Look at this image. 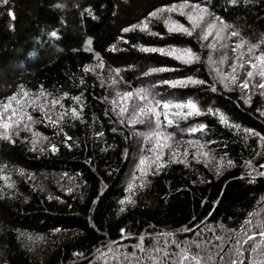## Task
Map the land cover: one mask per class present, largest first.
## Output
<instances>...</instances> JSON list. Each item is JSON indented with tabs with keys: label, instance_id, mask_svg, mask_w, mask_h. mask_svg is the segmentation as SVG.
<instances>
[{
	"label": "trees",
	"instance_id": "obj_1",
	"mask_svg": "<svg viewBox=\"0 0 264 264\" xmlns=\"http://www.w3.org/2000/svg\"><path fill=\"white\" fill-rule=\"evenodd\" d=\"M181 2L0 3V102L13 93L23 96L22 89L29 97L43 91L48 94L45 111L53 108L49 113L53 118L64 116L52 125L41 114V101H36L35 108L27 107L35 121L33 131L22 130L12 141L0 139V165L13 182L8 189L0 180V264H123V257L94 259L96 250L109 257V248L117 245L121 252L132 253L140 242L152 248L163 247L170 239L182 242L186 238L200 243L199 249L193 245L191 251L198 252L207 264H232L234 260L249 264V257L261 259L251 252L259 236L246 240L236 233L246 220L253 224L264 220V175H258L264 173V90L254 86L258 77L252 78L248 89L239 83L224 88L210 69L224 59L221 67L230 70L235 58L231 49L239 39L247 42L242 51L251 43L258 45L257 52L264 51V0H189L206 7L208 19L222 18L231 26L227 32H239V36L227 38L223 49L198 43L199 26L191 36L168 32L164 24L168 16L190 26L178 12L165 11L159 18L148 15L161 6ZM142 20L148 23L147 30L129 28ZM124 28L129 31H122ZM52 31L57 32L56 37L49 35ZM203 43L216 44L211 34ZM139 45L190 47L201 59L183 64L167 55L142 51ZM150 68L170 70L149 72ZM184 75L205 83L170 87L159 82ZM239 75L242 78L243 73ZM135 88H148L158 99L191 97L202 110L200 115L177 119L172 125L161 115L162 126L173 133L176 148L175 152L171 147L164 149L161 160L168 162L159 170L153 167L145 175L143 187L137 165L141 155H150L142 146L150 148L152 142L138 133L148 127L139 122L128 124L130 113L120 114L117 96ZM53 99H59L63 108L52 105ZM71 108L77 109L79 118H72ZM208 108L219 109L231 124L240 127L222 124ZM201 123L205 130L187 131ZM51 143L56 145L55 151L49 147ZM176 152L179 155L173 162L170 157ZM228 160L232 166H226ZM217 162H221L219 173ZM17 168L24 173H17ZM134 172L137 179L132 181ZM130 181L136 185L132 190L135 203L125 202L120 211L119 201L129 195L124 189ZM121 229L131 235H123ZM245 229L244 235H251L246 224ZM166 232L173 236H161L159 241L153 238ZM168 248L178 251L172 244ZM135 252L136 257L142 255L140 249Z\"/></svg>",
	"mask_w": 264,
	"mask_h": 264
},
{
	"label": "snow or ice",
	"instance_id": "obj_2",
	"mask_svg": "<svg viewBox=\"0 0 264 264\" xmlns=\"http://www.w3.org/2000/svg\"><path fill=\"white\" fill-rule=\"evenodd\" d=\"M4 0H0V3H3ZM229 2H233V0H229ZM63 7V5H59ZM185 9H188L187 11ZM178 12L180 15L184 16L186 20L189 22L190 26H185L178 20L172 19L171 16H168L164 19V24L168 32H179L188 36L193 35L196 28L199 26L202 31L200 36L198 37V43H201L202 46H206L209 48L216 47L218 45L219 48L223 49L226 47L225 41L228 37L239 36L238 31L226 32L225 30L230 28L222 18H217L219 23L215 21L212 23H208L207 19L210 15L207 11V8L202 6L200 3H189V0H182L179 4L172 5H164L160 8L150 12L149 17H157L159 18V14L163 12ZM11 16V11L9 12ZM206 25V27H205ZM129 28H140V30H147L148 23L142 20L139 24L131 25ZM129 28H124L122 31H129ZM154 35H159L158 33H153ZM212 35L213 41L216 44L209 43L204 45V41L208 38L209 35ZM49 35L52 37L57 36L56 31H52ZM246 41L244 39H239L235 46L232 47V52L235 54V58L232 60L231 65L229 66V71H224L223 65L225 63L224 59H221L215 67L210 69V74L215 73L216 78L219 80V83L224 87L228 88L229 84H237L243 88L248 89L249 84L252 83V78L258 77V84L254 85L255 87H259L261 90H264V51L257 52L258 45L255 43L247 44L246 49L244 51L247 52V56L244 55V51L242 49L246 45ZM140 49L145 52H157L163 55H167L169 57H173L174 59L180 61L183 64H192L194 61H198L201 59V56L192 50L190 47H177L175 45H167L165 47H148L144 45H139ZM247 65V69L244 66ZM103 67V64L100 65ZM87 69V66H85ZM164 70V68H150L149 72H159ZM116 73L120 72V69H115ZM243 73L242 78L240 75ZM160 83H166L170 87L172 86H180L183 87L189 84H202L205 81L198 79L192 75H184L179 76L176 79L159 81ZM115 84V81H112ZM213 90H215V84L212 85ZM23 92V96L19 97L16 93H13L11 96L7 98L6 101L0 102V139H5L12 141L13 136H19L22 130L33 131L32 124L35 122L32 115L27 111V107L31 105L33 108L37 106L36 101H41L39 104V109L44 118L50 122L52 125H57L64 119L63 115L57 116L53 118L51 113L53 108H48L45 111V108L48 104L47 93L41 91L35 97H29V93L21 90ZM264 95V91L261 92ZM64 96H67L68 93H64ZM117 96L120 98V114L122 115L125 112L130 113V117L128 118V124L132 125L135 123L146 124L148 127V131L144 133H138V135H143L145 141H151L152 146L150 148L144 149L142 146V150L147 151L150 155H141L139 164L137 168L139 169V179H140V187H143L145 180V175L155 167L156 170H159L164 166L168 161L161 160V157L164 155V149L171 147L175 152L176 145L173 141V133L168 132L164 129L161 123V115H163V120L167 125H172L175 123L177 119H187L189 116H195L201 114L200 106L189 97L187 100H179V99H158L148 88H135L130 91H123V93H117ZM24 97H29L28 99H24ZM44 97L45 99L41 100ZM74 101H79V97H72ZM14 102V103H13ZM52 105L60 104V107L63 108V104L60 103L59 99H53L51 101ZM245 103H249V98L245 97ZM113 107H116V104H113ZM161 108L163 112H161ZM186 109V111H185ZM174 110V111H173ZM72 118H79L80 113L76 108H71L70 110ZM208 112L216 115L222 124H229V126H233L239 128V125H233L229 121L228 117L221 112L219 109L208 108ZM264 115V113H262ZM171 117V118H170ZM154 122V127H153ZM205 130L204 124H199L197 126H192L187 129L189 133H195L197 131ZM60 131H63V128H60ZM246 133H250L253 135H258L252 129H245ZM34 135H38L34 133ZM95 135L99 136L102 133H95ZM67 139H71L67 137V133H65ZM44 139H47L44 137ZM264 139V138H262ZM199 148H203V144H199ZM49 147L55 151L56 145L54 143L49 144ZM43 150V148H41ZM185 153H187V149H185ZM205 157L209 156L208 152L202 153ZM176 155H179L178 152L175 155L170 157V160L175 161ZM214 159V157H213ZM220 163L217 162L216 172L220 171ZM249 162H246V164ZM226 166H232V161L228 160ZM4 165H0V180L5 182V185L8 189L13 188V182L10 179V174L5 175ZM251 170V169H250ZM15 171L19 174L24 173V169L17 168ZM258 175H264V173H258ZM137 179V175L134 172L132 176V181ZM130 181L127 187L124 189L126 195L121 198L119 203L121 204L120 211H124V203H135V200L132 199V196L135 194L132 190L136 187V185ZM69 191L71 189H68ZM249 215H253L250 213ZM245 224L247 225V231L251 232V235L245 236L244 233L246 231ZM223 228V225H220ZM260 229L257 233L256 229ZM123 235H131L130 233H125L124 229L120 230ZM236 235L244 236V239L251 240L254 236H259V241L253 244L251 248V252L255 254V256L260 257L259 261L249 257V264H264V220L257 219L255 224L245 221L240 225V231L236 233ZM143 236V234H141ZM161 236L172 237L173 233H157L153 237L155 240L159 241ZM112 244H115V241H111ZM202 243V242H201ZM172 244L178 251H171L168 248V245ZM183 244V247L181 246ZM195 245L197 249L200 248V243H197L196 240L189 241L187 238L184 241H179L177 239L167 240L163 247L154 246L152 248H145L143 243H137L133 246L134 251L132 253H126L120 251V246H116L115 249L109 248V252L111 256L105 257L104 253H101L99 249H97L98 256L94 257V259H111V260H119L120 257H123V264H207L204 261L198 252L194 253L191 251L192 246ZM135 249H140L142 255L136 257ZM240 247L239 243L237 244L236 254L240 255ZM136 257L135 259H132ZM209 260L212 257L208 258ZM89 264H92L89 261ZM232 264H237V261H232Z\"/></svg>",
	"mask_w": 264,
	"mask_h": 264
},
{
	"label": "rangeland",
	"instance_id": "obj_3",
	"mask_svg": "<svg viewBox=\"0 0 264 264\" xmlns=\"http://www.w3.org/2000/svg\"><path fill=\"white\" fill-rule=\"evenodd\" d=\"M65 8V7H64ZM186 11L188 10V9H185ZM216 22V23H219V20H217L215 17L212 19V20H210V18L209 19H207V22L208 23H212V22ZM205 27H206V25H205ZM226 32H227V30H225Z\"/></svg>",
	"mask_w": 264,
	"mask_h": 264
}]
</instances>
